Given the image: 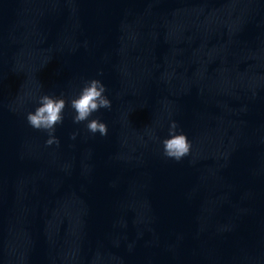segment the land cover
<instances>
[{
  "label": "water",
  "instance_id": "obj_1",
  "mask_svg": "<svg viewBox=\"0 0 264 264\" xmlns=\"http://www.w3.org/2000/svg\"><path fill=\"white\" fill-rule=\"evenodd\" d=\"M0 264H264V0H0Z\"/></svg>",
  "mask_w": 264,
  "mask_h": 264
},
{
  "label": "clouds",
  "instance_id": "obj_2",
  "mask_svg": "<svg viewBox=\"0 0 264 264\" xmlns=\"http://www.w3.org/2000/svg\"><path fill=\"white\" fill-rule=\"evenodd\" d=\"M106 87L99 79H89L84 81L80 88L79 94L70 98L66 104L65 98L48 94H42L38 97V105L34 111L26 114L27 123L36 130L45 131L48 138L45 141L47 145L59 144V139L54 135L56 126L63 122L64 110L70 107L74 110L72 121L74 124L86 122L85 127L88 132L101 136H106L108 127L106 123L99 118H91L93 113L99 112L100 109H110L111 101L105 95ZM178 125L176 121L169 124V135L164 138L162 143V154L166 158L176 161L182 160L189 155L191 151V142L187 136L181 131H177ZM75 138V133L72 134Z\"/></svg>",
  "mask_w": 264,
  "mask_h": 264
}]
</instances>
